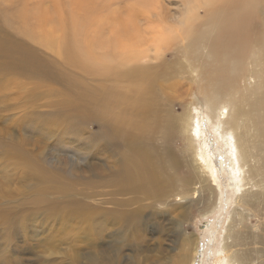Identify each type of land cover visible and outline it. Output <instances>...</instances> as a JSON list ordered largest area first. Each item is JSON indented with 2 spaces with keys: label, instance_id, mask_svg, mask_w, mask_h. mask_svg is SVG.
<instances>
[{
  "label": "rangeland",
  "instance_id": "rangeland-1",
  "mask_svg": "<svg viewBox=\"0 0 264 264\" xmlns=\"http://www.w3.org/2000/svg\"><path fill=\"white\" fill-rule=\"evenodd\" d=\"M186 4L0 0V264H175L186 243L172 245L164 233H173L176 225L198 238L202 258L209 247L223 246L233 210L244 216L246 226L264 230V198L250 210L236 205L243 187L223 209L202 211L209 200L222 205L231 176L214 152L217 145L220 151L228 149L217 135L223 120L212 122L203 97L199 71L208 68L206 46L193 57L182 38L162 44L160 55L151 54L145 63L148 83L119 76L122 67L112 73L83 69L54 50L56 45L47 47L62 36L68 18L82 25V38L115 42L158 17L176 33ZM263 5L254 31L264 23ZM195 10L203 16L202 8ZM22 13L29 17L26 24ZM48 31L55 34L46 41ZM119 50L116 42L112 49L96 51ZM244 69L235 96L242 121L235 132L252 135L255 128L245 114L260 91L258 67L249 58ZM188 110L192 123L185 121ZM202 147L216 157L215 182L196 157V148L201 154ZM252 147L258 150L254 142ZM250 161L248 166L257 165ZM246 169L233 176L244 177ZM188 180L205 182L201 202L198 194L189 196L196 203L181 199ZM243 184L237 180V186ZM158 228L163 243L154 245L151 238H157ZM201 258L195 264H213L211 258Z\"/></svg>",
  "mask_w": 264,
  "mask_h": 264
},
{
  "label": "bare ground",
  "instance_id": "bare-ground-1",
  "mask_svg": "<svg viewBox=\"0 0 264 264\" xmlns=\"http://www.w3.org/2000/svg\"><path fill=\"white\" fill-rule=\"evenodd\" d=\"M186 2L182 17L175 25L177 27L176 33L173 32L172 24H166L163 17H158L149 20L147 26L139 28L138 32L133 28V33L129 32L123 37L122 35L116 37L115 42L95 37L82 38V25L77 20L68 18L67 21L63 19L65 25L60 30L62 36L56 40V43L47 42L49 44L46 46L53 49L56 45L54 50L83 69L112 73L122 67L119 76L136 77L139 80L145 79L144 83L149 82L147 73L150 69L145 63L150 61L151 54L160 55L162 44L178 40L186 41L185 48L193 57L198 55L199 47L206 46L208 54L205 53V57L209 61L208 68L203 67L199 71L204 84L203 91L205 93L203 97L209 103L212 122L214 119L223 120L222 123L220 122L222 128L217 129V135H220L223 145H228V149L220 151V146L217 145L214 152L221 155L219 165L222 170L228 168L231 176L227 181V188L230 192L222 199V205H214L209 200L204 203L202 211L206 213L223 209L231 202L232 197L239 191V187H243V190L236 197V205L239 208L250 210V208L256 207L253 206L255 200L259 201L264 198V23L259 24L257 31H254L256 21L260 18L259 9L264 4V0H186ZM142 4L146 8L151 6L149 2H142ZM195 7L204 10L203 16L197 13ZM28 18L27 15H23L22 23L26 24ZM36 25L42 26L39 22ZM53 34L55 33L52 31L46 32L44 34L46 41L51 39ZM42 36L41 39H43ZM116 42H118L120 49L119 53H97L98 48H114ZM249 58L258 67L255 78L257 79L256 84L260 88L257 97L249 106V111L245 114L246 119L255 128L252 135L248 130L241 134L235 132V128L241 126L242 121L240 119L242 118V108H239L240 101L235 96L238 94L239 82L245 80L244 68ZM129 64H134V66L128 69ZM153 80L152 77L151 82ZM141 88L142 86L139 85L138 89ZM222 96L227 99L222 100ZM213 98L218 100L214 101ZM234 106H237L235 112L232 110ZM227 109H230L231 112ZM184 115L185 121L192 123L193 115L191 112L188 110ZM231 141H233L232 145H230ZM253 142L258 149L256 151L252 147ZM205 148L201 154L200 149L196 148V157L203 162L201 168L207 170L209 177L215 182L216 177L212 171H215L214 161L216 157L212 155L214 152L210 153ZM228 152L230 153V160L226 154ZM250 160L256 162L257 165L254 163V166H248ZM244 167L247 168L243 172L244 177L236 178L233 176L234 173H238ZM238 179L239 183L244 182L242 186H237ZM197 184H200L199 187H196ZM197 184L193 183V180L185 182L186 187L181 194V199L184 202L191 199L189 196L193 197V194H198V202L203 200L201 193L206 184L205 182L204 184L202 182ZM254 188L257 190L256 192H254ZM208 191L212 193V191ZM189 202L196 203L192 200ZM212 205H214L213 209ZM233 215L235 217L232 218L223 236V241H225L223 246L216 250L209 247L203 257L211 258L213 264H264V230L246 226L244 216L240 217L236 210H233ZM162 232L163 230L158 228L155 231L157 238L151 236L154 245L163 243L161 240ZM165 233L164 236L172 245L173 242L176 245L182 243L181 246L186 243L187 248L182 250L183 253L178 256L175 264H195L199 261L201 255L197 254L198 238L195 235H186L180 225H176L173 233L168 235ZM213 236V231L209 232L208 240L212 241ZM143 238L147 240L146 235ZM221 243V241L218 243L219 246ZM119 254V252L114 253L113 259L116 260Z\"/></svg>",
  "mask_w": 264,
  "mask_h": 264
}]
</instances>
